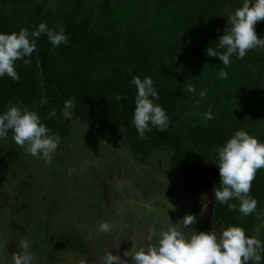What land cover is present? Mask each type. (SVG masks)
<instances>
[{"label":"trees","instance_id":"16d2710c","mask_svg":"<svg viewBox=\"0 0 264 264\" xmlns=\"http://www.w3.org/2000/svg\"><path fill=\"white\" fill-rule=\"evenodd\" d=\"M242 4L243 0H0V32H19L21 28L31 32L33 25L43 22L56 31L62 27L69 37L67 46L61 44L53 51L42 35L36 41L38 51L26 58L31 63L16 62L19 81L0 78V114L18 104L38 112L42 123L62 142L78 135L93 141V147L101 153V147L108 145L130 155L131 171H137L134 175L152 179V194L147 192L149 201L166 199V195L160 196L163 174L154 167L159 155L166 164L164 169L169 168L166 180H174L172 184L179 189L171 192L179 199L182 194L186 197L180 201H187L186 210L193 208L192 212L203 215L201 201L207 197L208 203L210 198L204 187L211 190L213 197V189L220 187L219 169L214 164L217 146L240 129L264 142V50H252L244 60L233 56L226 69L227 80L218 74L224 68L222 62L206 53L207 48L217 47L218 39L229 27L228 17ZM255 30L258 37H264V21L257 22ZM134 76L153 79L160 95L156 103L170 118L166 131L152 128L146 133L147 140L138 138L132 124L136 89L130 80ZM189 84L196 87V93L187 91ZM200 91L207 95L198 105ZM45 96L48 103L41 106ZM118 96L127 99H117ZM67 99L75 100L73 120H65L60 114ZM209 108L214 116L211 121L204 118ZM53 109L58 119L48 118ZM92 150L85 148V152ZM3 156L23 167L29 163V154L16 145L0 149V162ZM34 160L39 172L48 176L44 170L49 168L53 171L51 176L59 179L74 165L71 158L64 156L55 155L50 164ZM59 163H63L64 172ZM92 166L87 157L84 168ZM122 186L130 190L126 180ZM251 195L258 201L257 211L251 216L241 217L238 210L215 204L214 197L213 215H201L190 227L196 233H219L222 225H236L253 235V229L261 222L258 216L264 217V168L256 173ZM230 203L239 206V201ZM91 207L96 211L92 218L101 216V223L112 225L108 233L94 230L101 248L111 247L118 235L124 239L120 248L132 244L137 227L128 223L130 211H103L96 204ZM145 211L155 213L148 208ZM153 217L140 220V224L144 220L147 224L162 223ZM179 220L177 230L190 235L178 224L182 221ZM161 227L166 229L167 225ZM92 234L89 232L90 240ZM257 236L264 241V230ZM55 237L59 239L58 235Z\"/></svg>","mask_w":264,"mask_h":264},{"label":"clouds","instance_id":"9594fccd","mask_svg":"<svg viewBox=\"0 0 264 264\" xmlns=\"http://www.w3.org/2000/svg\"><path fill=\"white\" fill-rule=\"evenodd\" d=\"M229 27L226 34L218 39L216 48L206 49L208 56L218 58L224 68L219 71V77L228 79L226 69L231 65V58L244 60L248 53L254 49L264 50V37H258L255 30L257 22L264 21V0H243L241 7L237 8L228 17ZM46 36L53 46V51L61 44L67 46L69 37L61 27L59 31L50 29L46 23L33 25L30 32L21 28L19 32H0V78L5 76L18 82L19 74L15 70L16 62L22 61L30 64V58L37 52L36 41ZM130 83L135 86V108L132 124L140 140H147L146 133L157 128L160 132L166 131L170 118L166 110L156 101L160 95L154 86L151 77L143 80L134 76ZM189 93H196V87L187 86ZM206 91L199 92V105L206 97ZM117 99H127V96H118ZM41 106L48 103L45 96ZM75 100L67 99L60 110L65 120L75 117ZM50 119H58L55 109L48 114ZM208 121L214 119L211 108L204 113ZM12 133V140L31 157L50 164L62 143L61 137L51 131L42 123L38 112L26 107L11 105L0 114V140H6ZM217 160L214 163L219 169L220 187L213 189L215 204L226 205L230 211H239L241 217L256 213L258 201L252 197V182L258 170L264 168V142L245 130H236L223 144L216 148ZM239 201V206L230 201ZM203 210H207V197L202 201ZM196 216L186 215L178 224L184 230L178 231L173 226L157 232L152 230L151 238L158 237V243L133 244L130 252L124 256L130 257L131 264H264V241L258 238L264 230V217L258 216L261 222L253 229V235H248L241 226L221 227L220 232L206 231L196 233L190 226L196 223ZM177 225V224H176ZM112 225L103 222L99 231L108 233ZM20 251L11 256V264H33L34 256L30 253V245L26 240L19 241ZM101 264H128L119 255L112 252L104 254Z\"/></svg>","mask_w":264,"mask_h":264},{"label":"flooded vegetation","instance_id":"af4514ba","mask_svg":"<svg viewBox=\"0 0 264 264\" xmlns=\"http://www.w3.org/2000/svg\"><path fill=\"white\" fill-rule=\"evenodd\" d=\"M9 148L2 147L0 149L8 150ZM61 153L65 155L64 152L61 151ZM88 153L89 152H85L83 155H87L88 157ZM4 155H6V153H4ZM96 155L97 154H94V157H96ZM2 158L3 160L0 162V165L2 162L12 165L13 162H11V160H8V158L4 156ZM71 161L73 160L71 159ZM28 165L27 167H23L22 165H17V162L15 166L13 165L14 174H12L10 179L17 180V174L20 172L21 175L18 179L19 187L11 188L7 183L8 188L6 193L0 195V264H11V256L20 251L19 241L26 239H29V251L34 256L33 264H101L102 257L106 252L119 255L122 260H126L128 264H131L130 257L124 256V253L130 252L133 244H137L136 236L138 233L136 234V232L141 228L145 229V226H154V224H147L144 222L141 224V227L138 226L137 231L134 232L131 237L132 244L130 246L125 244V249L119 246L121 242L124 241L121 235L115 238L114 244H112L113 246L111 245V247H109L108 245V248H101L96 241V232L94 230L97 229L95 227L103 221V218H101V216L92 218L91 216L96 212L92 211L91 204H96L97 209L100 208L103 211H105V209H111L112 212L117 211L115 207L121 209L122 203L128 204L129 200H123V198L114 199L112 197L111 200L105 202L102 199L103 193L100 186L98 185L100 191L96 187V183L100 182L99 178L101 177L102 180L107 179L106 175L109 174L114 179V188L118 190L115 186L116 178H122V184L125 180L124 177L114 172L116 169H119L118 166L115 167L114 170H108L104 167L103 171L100 172L93 164L91 169H88L90 171V177L88 179L83 177L81 181V188L87 187V189L83 191L86 192L83 193L81 191L78 196H75V198L78 199V203L80 202L79 210H77L80 216L79 218L81 219L80 222L74 212L76 209L74 201L77 199L72 200L70 199L71 196L67 195L61 200L65 205V214L60 210L58 214L60 219H54V212L55 209L57 210L56 207L58 202L55 203L53 200H48V197L54 192V180L59 178H55L54 175L51 176V172L53 171L46 168L44 171L49 172L48 176H45V181L40 187H36L33 183V177L27 174V169H29ZM72 168V172L70 170L63 171L65 180L71 177L74 181V165H72ZM67 173L68 175L66 176ZM59 180L61 182L64 179ZM91 184H93V187L89 188ZM121 187L124 188V186ZM88 190H91L93 193H88ZM44 201H47L50 205L48 209L45 208ZM210 201H212L211 198H209L208 207L210 206ZM204 213L206 214L205 218H207L209 216L207 210ZM88 218H90V220ZM51 222H53V224ZM91 222L95 224V229L87 226ZM71 227L73 228L71 229ZM92 231L93 234L90 240L88 236L89 232ZM55 235H58L59 239L55 237ZM157 238L158 237H156L154 242L146 240L144 244L147 246L150 243H158L156 241L158 240ZM70 241L73 243H69ZM73 244L75 246L74 248L71 247ZM71 254L73 255L72 259H70Z\"/></svg>","mask_w":264,"mask_h":264},{"label":"rangeland","instance_id":"374dc122","mask_svg":"<svg viewBox=\"0 0 264 264\" xmlns=\"http://www.w3.org/2000/svg\"><path fill=\"white\" fill-rule=\"evenodd\" d=\"M78 135H76L75 137H73V139H67V141H63L60 145L59 150L56 153L57 157H61L64 156L65 158H68V160H70V158L73 160L74 163V168H75V179H74V184L72 183V180H70V178H67L65 180V177H62L61 181L59 179H55L54 180V192H52L49 197L48 200H53L56 202H58L57 204V210L55 209L54 212V219H60L58 217V214L61 210V212L63 214H65V205L64 203L61 201L62 199H64L67 196H71L70 199H77L75 198V196H78V194L84 190L87 189L86 188H81V181L83 179V177L85 178H89L90 177V171L87 170V168H84V163L85 160L87 158V155H83L85 154V148L92 147L93 150L91 152L88 153V158L90 159L91 163L94 164L97 168L98 171H103L104 167H106V169L108 170H114L115 167L118 166L119 169H116L114 172L121 175L122 177H124V179L126 180V183L128 185V187L130 188L129 191L125 190L124 188H122V182L121 179L116 178L115 180V186L118 188V190H116L114 188V179L113 177H111L109 174H107V179L102 180L101 177L99 178V183H96V187L98 189V185L101 188L102 191V199L106 202L111 200L112 198L117 199V198H123V200H129L128 204L126 203L127 206L122 205L121 209H119V207H115V210L120 211V213L124 212V210H128L127 212L130 211L131 213V217L129 218L130 221H128L129 224H134L135 227L140 226V220L143 219H149V217L154 216L153 218L160 220L159 225L161 226L162 224H166L167 228L176 225V221H178L179 219L182 220L186 215L192 214L195 216H198L197 219H199L201 217L202 214H199V212L195 211H191L193 210V208H191L190 211L186 210V205H188L187 201L185 203L180 202L181 199H185L186 197L182 194V198L179 199V196H174V194L171 192L173 191H178V187L177 184H172V181L174 180H166L165 175L169 174L167 172V169L169 168H165L163 166H166V164L163 163L161 157L157 158V163L155 164V169L157 171H159L162 175V181H161V185L162 188L160 189V196L162 197V195H166L164 196V198L166 199H157L155 201H149L150 199H148L147 197V192L152 191L151 185H152V179L147 178L145 175L141 174L139 178H137V176L134 175V173H136L137 171H131V157L128 154H124L121 150H119L116 147H109L107 146H103L102 148V153L99 151H96L97 149H95L93 147L94 142L91 141L89 138H85V137H81L78 138ZM97 135H93V137L95 138ZM12 136H8V138L6 140H0V148L4 147V148H9L12 145H16L17 148H19V146L12 140L11 138ZM77 137V138H76ZM80 139V140H79ZM80 141V142H79ZM23 150V149H22ZM62 152L65 153V155H63ZM82 151V152H81ZM94 154H97L96 157H94ZM122 154L124 156V158L122 157ZM83 155V156H82ZM106 155V156H105ZM69 156V157H68ZM81 156V157H80ZM35 158L31 157L29 155V165L27 169V174L30 177H33V183L35 184L36 187H40L44 181H45V175L42 174L41 172H39L36 168V161L34 160ZM107 160V162H106ZM113 161V162H111ZM60 169L61 171H64V165L63 163H59ZM16 165V163H12V165L10 164H6L5 162H2L0 165V195L1 194H5L7 191V183L11 188H18L19 187V177L21 175L20 172H18L17 174V180H12L10 179L12 174H14V166ZM71 166V164L69 165ZM72 167V166H71ZM81 168V169H80ZM22 171V169H21ZM82 171V172H81ZM72 172V170H71ZM165 173V174H164ZM68 175V173L66 174V176ZM105 176V177H106ZM154 179V178H153ZM153 181H157V180H153ZM160 182V181H159ZM5 183V184H4ZM71 183V186H70ZM166 185V186H165ZM159 186V185H157ZM171 188L168 189V187ZM93 184L90 185L89 188H92ZM88 188V189H89ZM99 190V189H98ZM100 191V190H99ZM86 192V191H85ZM83 192V193H85ZM91 190H88V193H90ZM93 192H91L92 194ZM152 194V192H149ZM112 197V198H111ZM151 202H155L156 204H151ZM75 203V215L77 217V219H79L78 221H80L81 219L79 218L80 216L77 213V210H79V206H80V202L78 203V199L76 201H74ZM78 203V205H77ZM167 205V206H165ZM44 206L45 208H49L50 205L48 204L47 201H44ZM163 206L164 209H163ZM169 206V209H167L166 207ZM145 208H148L149 210H153L154 212H149V211H145ZM202 218H205V213L202 215ZM196 219V220H197ZM145 220L143 222H145ZM158 220V221H159ZM179 220V221H180ZM81 222V221H80ZM117 222V221H116ZM53 224V222H51ZM150 223L154 224V226H145L146 228L143 229H139L137 231V229L135 230L137 236H136V241L137 244L138 243H145L146 240H150L151 242H154V240L156 239H152L151 238V233L153 229H157L156 231H163L166 230L164 228H160V226L153 221H150ZM138 224V225H136ZM1 225V222H0ZM94 225V226H93ZM100 225V224H99ZM97 225L95 227V224L93 222H91L89 225V227H92L93 229L98 228ZM95 227V228H94ZM159 229V230H158ZM195 231V228H194ZM187 233V232H186ZM189 234V233H188ZM135 235V234H134ZM158 239V238H157ZM158 242V240H156ZM146 246V245H145ZM73 258V255H70V259Z\"/></svg>","mask_w":264,"mask_h":264},{"label":"water","instance_id":"95a60500","mask_svg":"<svg viewBox=\"0 0 264 264\" xmlns=\"http://www.w3.org/2000/svg\"><path fill=\"white\" fill-rule=\"evenodd\" d=\"M204 190L207 191V192L210 194V198L212 199V201H210V206H209L208 209H207L208 215H209V216H212L213 213H214V212H213V199H214V197H213V195H212L211 190L207 189L206 186L204 187ZM205 212H206V210H205ZM205 217H206V214H205Z\"/></svg>","mask_w":264,"mask_h":264}]
</instances>
